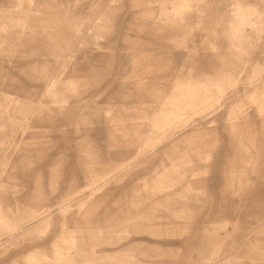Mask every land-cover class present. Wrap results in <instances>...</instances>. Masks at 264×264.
<instances>
[{"label": "rangeland", "instance_id": "obj_1", "mask_svg": "<svg viewBox=\"0 0 264 264\" xmlns=\"http://www.w3.org/2000/svg\"><path fill=\"white\" fill-rule=\"evenodd\" d=\"M0 10V264H264V0Z\"/></svg>", "mask_w": 264, "mask_h": 264}, {"label": "bare ground", "instance_id": "obj_2", "mask_svg": "<svg viewBox=\"0 0 264 264\" xmlns=\"http://www.w3.org/2000/svg\"><path fill=\"white\" fill-rule=\"evenodd\" d=\"M32 1V0H31ZM35 2V1H34ZM36 2H37V0H36ZM40 2V1H39ZM47 2H49V1H47ZM7 3V2H6ZM43 2L41 1V4H42ZM46 3V2H45ZM50 3H52V2H50ZM49 3V4H50ZM40 4V3H39ZM53 4V3H52ZM11 4H9V6H10ZM25 5V4H24ZM34 5V4H33ZM7 6V5H6ZM13 6V5H12ZM2 7V6H1ZM30 7V6H29ZM32 7V6H31ZM3 8V7H2ZM11 8V7H10ZM65 8V7H64ZM63 8V9H64ZM23 9V8H22ZM25 9V8H24ZM23 9V10H24ZM2 10V9H1ZM1 10H0V12H1ZM3 10H6V9H3ZM2 10V11H3ZM9 10V9H8ZM12 10V9H11ZM13 10H15V9H13ZM29 10V9H28ZM71 10V9H70ZM58 11V10H57ZM64 11V10H63ZM6 12V11H5ZM22 12V11H21ZM61 12V11H60ZM25 13V12H24ZM3 14H5V13H3ZM11 14V13H10ZM19 14H21V13H19ZM56 14V13H55ZM63 14V13H62ZM11 16V15H10ZM23 16V15H22ZM19 17H21V15L19 16ZM12 18V17H11ZM3 19V18H2ZM13 19V18H12ZM22 19V18H21ZM22 20H26V19H22ZM18 24V23H17ZM9 35H11V34H9ZM130 55V54H129ZM132 55V54H131ZM130 55V56H131ZM37 62V61H36ZM29 63V62H28ZM30 64V63H29ZM37 64V63H36ZM34 66H36V65H34ZM48 66V65H47ZM53 67V66H52ZM32 68V67H31ZM44 68V67H43ZM49 70V69H48ZM130 70V69H129ZM131 71V70H130ZM48 72H46V74H47ZM219 74V73H218ZM55 76H56V74H55ZM42 77V76H41ZM40 77V78H41ZM47 77V76H46ZM79 78V77H78ZM122 78V77H121ZM207 78V77H206ZM223 78V77H222ZM221 78V79H222ZM218 79V78H217ZM216 79V80H217ZM44 80V79H43ZM74 80V79H73ZM119 80V79H118ZM124 80V79H123ZM220 80V79H219ZM224 80V79H223ZM196 81V80H195ZM213 81V80H212ZM43 82V81H42ZM53 82V81H52ZM61 82V81H60ZM77 81H75V83H76ZM133 82V81H132ZM131 82V83H132ZM146 82V81H145ZM134 83V82H133ZM136 83H137V81H136ZM152 83V82H151ZM219 83V82H218ZM72 84V83H71ZM71 84H70V86H71ZM123 84V83H122ZM126 84V83H125ZM209 84V83H208ZM58 85V84H57ZM86 85V84H85ZM128 85V84H127ZM149 85V84H148ZM139 86V85H138ZM145 86V85H144ZM65 87V86H64ZM64 87H62V88H64ZM140 87V86H139ZM61 89V88H60ZM68 90V89H67ZM124 90V89H123ZM129 90V89H128ZM132 90V89H131ZM137 90V89H136ZM139 90V89H138ZM137 90V91H138ZM126 91V90H125ZM149 91V90H148ZM147 91V92H148ZM218 91H220V90H218ZM222 91V90H221ZM60 92V91H59ZM63 92H65L64 91V89H63ZM69 92H70V90H69ZM141 92V91H140ZM150 92V91H149ZM223 92V91H222ZM51 93V92H50ZM54 93V92H53ZM68 93V92H67ZM220 94V93H219ZM264 94V93H263ZM262 94V95H263ZM56 95V93H54V96ZM153 95V94H152ZM218 95V94H217ZM48 96H50L49 94H48ZM139 96V95H138ZM145 96V95H144ZM144 96H142V97H144ZM259 96V95H258ZM261 96V95H260ZM57 97V95L55 96V98ZM47 98V97H46ZM60 98V97H59ZM137 98V97H136ZM147 98V97H146ZM152 98V97H151ZM62 99H63V97H62ZM142 99V98H141ZM264 99V98H263ZM53 100H55V99H53ZM52 100V101H53ZM57 100V99H56ZM252 101V100H251ZM250 101V102H251ZM54 102V101H53ZM256 102H258V100L256 101ZM255 103V102H254ZM257 104V103H256ZM262 105V104H261ZM260 106V105H259ZM241 110H243V109H241ZM240 110V111H241ZM111 111V110H110ZM239 111V112H240ZM237 112V111H236ZM242 114H239L238 116H241ZM263 117V116H262ZM237 121H238V119H236ZM230 121V120H229ZM246 121V120H245ZM250 121V120H249ZM235 122V121H234ZM159 142V141H158ZM260 149V148H259ZM259 151V150H258ZM202 187V186H201ZM183 189V188H182ZM98 191V190H97ZM185 191H186V189H185ZM80 193V192H79ZM188 195V194H187ZM164 199H166V198H164ZM179 199V200H178ZM187 199V198H186ZM172 200H174V197L172 198ZM184 200V201H183ZM69 200H63L62 201V204H61V207H66L69 203ZM180 202H185V195H184V191L182 190L179 194H178V197L176 198V200H175V203H174V206H175V208L174 209H177V208H179V205H181V203ZM158 203V202H157ZM180 203V204H179ZM158 205V204H157ZM171 206H173V204H171V203H169L168 202V200H167V202H166V205H165V209H171ZM158 207V206H157ZM162 207V206H161ZM44 212H46V210H43ZM181 214H183V215H177L179 218H178V222H182V221H184L185 219H187V214H184V213H181ZM180 220H182V221H180Z\"/></svg>", "mask_w": 264, "mask_h": 264}]
</instances>
